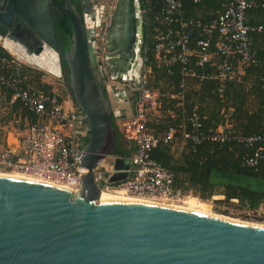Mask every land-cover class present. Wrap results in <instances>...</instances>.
Segmentation results:
<instances>
[{"label":"water","instance_id":"obj_1","mask_svg":"<svg viewBox=\"0 0 264 264\" xmlns=\"http://www.w3.org/2000/svg\"><path fill=\"white\" fill-rule=\"evenodd\" d=\"M78 2L80 11L70 0H0V38L23 35L35 54L55 52L58 76L89 127L79 188L0 175V264H264V225L140 198L100 199L94 168L115 153V129L107 87L94 73L101 63L95 48L98 0ZM54 9L72 27L62 55L65 73L61 50H55ZM142 32L140 1L116 0L104 33L106 52L122 58L119 63L105 56L113 79L127 80L116 74L122 63L127 71L140 62ZM126 89L110 86L115 99L128 104Z\"/></svg>","mask_w":264,"mask_h":264},{"label":"built area","instance_id":"obj_2","mask_svg":"<svg viewBox=\"0 0 264 264\" xmlns=\"http://www.w3.org/2000/svg\"><path fill=\"white\" fill-rule=\"evenodd\" d=\"M158 1L157 27L150 41L151 48L159 63L180 66L182 79L177 91L166 96L175 99L178 107L187 103L189 112L182 116L178 125L170 124L161 132H156L149 125L150 118L160 113V93L148 85L150 70L144 71L145 56L140 52L139 67L143 65V70L138 69L125 81L131 93H137L134 107L129 115L124 116L120 110L115 114L118 128L130 148L129 153L106 156L112 158L109 164L102 163L103 158L94 168V180L100 190L178 202L186 197V192L175 187L173 173L151 157V150L159 142L171 143L178 137L195 147L206 141L224 143L236 140L252 149L250 155L243 157L247 165L254 166L259 160H264V132L234 134L227 123L204 130L196 96L186 97L187 79L210 77L222 84L243 74L245 67L262 63L252 35L264 36V22L249 23L248 14L264 8V0H221V10L215 18L207 21L185 15L186 3L198 4L203 0ZM102 12L104 8L99 3L96 29L104 21ZM143 12L141 7V14ZM193 56L196 61H193ZM19 63L13 57L8 59L0 54V88L11 91L9 104L20 100L36 120L26 123L16 133L17 136L5 138L0 146V169L75 190L81 186V178L86 171L81 165L89 132L86 116L72 101L62 78L53 75L52 81L57 86L44 91L25 83ZM205 63L213 67L212 74L197 73L194 65ZM8 66L12 68L10 73L4 71ZM197 89L196 85L193 91ZM218 89L222 91V86ZM168 114L176 117L172 111ZM116 160L124 166L117 167ZM120 174H124L123 179L112 180Z\"/></svg>","mask_w":264,"mask_h":264},{"label":"trees","instance_id":"obj_3","mask_svg":"<svg viewBox=\"0 0 264 264\" xmlns=\"http://www.w3.org/2000/svg\"><path fill=\"white\" fill-rule=\"evenodd\" d=\"M221 2V0H203L198 4L186 3L185 15H199L203 21L213 19L222 8ZM141 7L144 9L142 13L144 36L141 47V53L145 56L144 71L150 70L148 85L160 93V113L150 118L149 125L156 132H161L170 124L178 125L182 116L189 112V106L185 103V106L178 107L175 99H169L166 96L177 91V86L182 79L180 66L176 63L170 65L159 63L151 48L150 41L157 27L155 16L159 1H143ZM260 11H264V8L249 12L248 20ZM53 21L56 48L61 50V68L65 73L67 64L62 55L71 43L72 27L68 17L57 9L53 10ZM262 22L264 21H249V23ZM0 54L11 57L1 44ZM257 55L262 59V63L245 67L243 74L228 79L222 84L210 77L186 80V97L193 93L190 91L191 85L192 87L199 85L193 94L197 96L199 102L198 111L204 130L214 129L220 124L227 123L234 134L250 135L264 132V48L259 49ZM192 59L196 61V57L193 56ZM194 67L198 74L210 75L213 72V67L209 63L202 66L194 65ZM35 71L36 74L33 73L29 78L21 72L25 83L50 91V85L39 82V76L43 73L37 69ZM220 86L222 91L218 89ZM11 94L9 89L0 88L2 104L7 108L5 114L0 117V122L6 124L13 118L20 117L19 128L23 129L24 120L27 119L30 123L36 120V116L28 111L20 100L9 104ZM136 99L137 93L130 94L132 109ZM169 111L174 112L176 117L173 118L168 114ZM110 119L115 129V153L126 155L130 148L123 139L113 112ZM171 148L172 143L159 142L151 150V157L173 173L175 187L181 188L184 192H193L203 199L215 194H220L227 200L238 199L253 209L264 203V160H259L254 166L247 165L243 157L250 155L252 149L245 144L236 140L224 143L206 141L195 147L188 144L179 154H174Z\"/></svg>","mask_w":264,"mask_h":264},{"label":"rangeland","instance_id":"obj_4","mask_svg":"<svg viewBox=\"0 0 264 264\" xmlns=\"http://www.w3.org/2000/svg\"><path fill=\"white\" fill-rule=\"evenodd\" d=\"M99 3L102 4L104 8V12H102L104 21L101 23L100 27L96 29L97 36H96L95 47L97 49V58L101 61L102 67L101 68L97 67V69H94V73L98 79L101 78V80L99 81L105 87H107V90H108V93L111 99L112 112L115 115L119 111V109L123 107L127 108L129 111H132V103H131V100L127 104V103H124L123 99L121 98L114 99L112 92L110 91L111 85H115L119 88H123V87L126 88L127 83L125 81H118L117 79H113L111 77V74L109 72V66L105 62V59H104V52L106 50L104 33H105L106 26L109 22L110 15L113 12L116 0H100ZM0 44L2 45L4 49H6L1 42ZM8 53H10V55H12V57L17 59V61H19L20 63L25 64V65H30L34 67L35 69L41 71L45 79L52 81L53 74L46 72L45 70L41 69L37 65L31 64L17 57L10 51H8ZM139 63H140L139 61H136V63L134 64L132 68H138L140 70H143V65L139 67L140 66L138 65ZM131 92L132 91L130 89L129 91L127 90V95L132 94ZM2 103H3L2 98H0V117L3 116L5 114V111L7 110V108H5L4 104ZM19 124H20V121H14V120H11L6 124H2L0 122V132H1L0 146L4 144L5 138L7 136H17L16 133H19L21 131V129L19 128ZM180 143L181 142H178L175 146L177 151L181 148ZM110 162H112L111 157H105L102 161V163H105V164H109ZM186 194H187L186 197H184L181 201H178L179 203L178 202H173V203L182 204L186 198L193 197V198H196L197 200L199 199L201 203L208 206V209L212 214L221 215L223 217L239 220L242 222H247V223H252V224H257V225H264V203H261L256 209H253V208H249L245 203L240 202L238 199L227 200L226 198H224V196L220 194H215L206 199L200 198L197 194L193 192H186ZM168 202H171V201H168Z\"/></svg>","mask_w":264,"mask_h":264},{"label":"bare ground","instance_id":"obj_5","mask_svg":"<svg viewBox=\"0 0 264 264\" xmlns=\"http://www.w3.org/2000/svg\"><path fill=\"white\" fill-rule=\"evenodd\" d=\"M97 23H98V20H97ZM17 36L18 37H15L16 39L10 38V37L9 38L6 37L4 39L0 38V42L3 44V46L8 51L13 53L17 57H19L25 61H28L31 64L37 65L45 71L46 70L54 71L56 73L55 75L53 74L54 76L59 75L60 72H59V68H58V59H57L55 52H53L49 48H45L40 54H35L30 47L26 46L23 43V40L21 38V37H23V35H17ZM105 56H106V58L111 57L112 59L117 60L119 63L122 60V58H120L119 55H114L112 52H106ZM105 56H104V59H105ZM123 65H126V63H122L121 67H123V68L116 71L117 75H121L124 78H129L131 75H134L138 72V68H130L126 71ZM0 175L44 182V181L38 180L36 178H33L31 176H27V175L19 174V173H11L9 171H4L1 169H0ZM51 184H53V183H51ZM54 185H57V184H54ZM58 186H62V185H58ZM62 187H66V188L72 190V188L69 186H62ZM133 198H140L143 200L163 203V204L175 206V207L186 209V210H192V211H197V212L211 214V215H217V214H212L209 211L208 206L201 203L199 201V199L197 200L196 198H193V197L186 198L182 204H175V203H173L174 201L168 202L165 200H156V199H151V198H146V197H136V196L128 195V194H125L124 192H119V191H108V190H104V189L100 190V199H120V200L128 199V200H130ZM217 216H221V215H217ZM221 217H223V216H221ZM225 218H227V217H225ZM229 219H231V218H229ZM233 220H235V219H233ZM235 221H239V220H235Z\"/></svg>","mask_w":264,"mask_h":264},{"label":"crops","instance_id":"obj_6","mask_svg":"<svg viewBox=\"0 0 264 264\" xmlns=\"http://www.w3.org/2000/svg\"><path fill=\"white\" fill-rule=\"evenodd\" d=\"M194 17H200L199 15H196V16H194ZM264 21V11H260L259 12V14L257 13V14H254V15H252L250 18H249V20L248 21H252V22H259V21ZM252 37H253V40H254V43H255V45L258 47V50L259 49H262V48H264V38H263V35H260V34H253L252 35ZM8 59H11L12 57H7ZM16 63H13L12 65H15ZM17 64H18V62H17ZM52 65V64H51ZM52 67V66H51ZM12 68L10 67V66H8V67H6L5 69H4V71L5 72H11L12 70H11ZM19 70H21L20 72H22L23 74H24V76L26 77V78H29L30 76H32V74L33 73H35L36 74V71H35V68L34 67H32V66H30V65H25V64H22V63H19ZM48 73H50V74H56L54 71H49V70H46ZM244 73V72H243ZM39 82L40 83H45V84H48V85H50L51 86V89L52 88H54V87H56L57 86V84L56 83H53V81H50V80H48V79H45L44 77H43V74L41 75V76H39ZM197 86H199L198 84H196ZM31 86H33V87H36L37 88V86H35V85H33V84H31ZM127 88V90L129 91V88L128 87H126ZM193 88H194V86L192 87V85H191V92H195V91H193ZM40 89V88H39ZM192 93V96H196V95H194ZM112 95H113V93H112ZM113 98L115 99V97H114V95H113ZM128 98H130V95H128ZM196 99H197V96H196ZM197 102H198V100H197ZM198 105H199V102H198ZM122 109V108H121ZM121 109H119L120 111H121ZM131 113V111H129L127 108H125V111H123V115L125 116V115H129ZM18 118H20V117H16V118H13L12 120H14V121H20V120H18ZM25 122H24V125L26 126V123H28V120L27 119H25L24 120ZM15 129V128H14ZM229 130H231L230 129V127H229ZM178 142H181L180 144H181V148L177 151L176 150V148H175V146H176V144L178 143ZM172 152H174V154H179V153H181V151L185 148V147H187L188 146V141H185L184 139H181V138H176V139H174L172 142Z\"/></svg>","mask_w":264,"mask_h":264},{"label":"flooded vegetation","instance_id":"obj_7","mask_svg":"<svg viewBox=\"0 0 264 264\" xmlns=\"http://www.w3.org/2000/svg\"><path fill=\"white\" fill-rule=\"evenodd\" d=\"M59 1L62 2V3L64 2V0H59ZM70 1H71L72 4H74V5L79 9V11L81 10L78 0H74V1H73V0H70ZM99 2H100V0H98V3H97L96 6H95L96 8L98 7ZM15 21H16V20H15ZM13 25H15V23H14ZM8 29L11 30L12 28H8ZM143 36H144V35H143V32H142V40H143ZM142 43H143V42H141V47H142ZM95 44H96V36H95ZM95 48H96V47H95ZM105 48H106V47H105ZM55 50H60V49H57L56 46H55ZM105 52H106V50H105ZM105 52H104V56H105ZM140 52H141V49H140ZM96 55H97V49H96ZM60 62H61V60H60ZM60 64H61V63H60ZM97 67L101 68V67H102V66H101V63L95 65L94 69H97ZM99 80H101V78H99ZM128 101H130L129 98H128Z\"/></svg>","mask_w":264,"mask_h":264}]
</instances>
